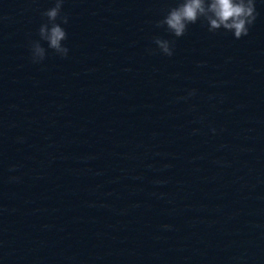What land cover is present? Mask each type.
Masks as SVG:
<instances>
[{
  "label": "water",
  "instance_id": "95a60500",
  "mask_svg": "<svg viewBox=\"0 0 264 264\" xmlns=\"http://www.w3.org/2000/svg\"><path fill=\"white\" fill-rule=\"evenodd\" d=\"M113 2L14 264H264V0L240 39L157 27L178 0Z\"/></svg>",
  "mask_w": 264,
  "mask_h": 264
},
{
  "label": "clouds",
  "instance_id": "9594fccd",
  "mask_svg": "<svg viewBox=\"0 0 264 264\" xmlns=\"http://www.w3.org/2000/svg\"><path fill=\"white\" fill-rule=\"evenodd\" d=\"M62 4L63 0H54V6L42 12L47 20L39 26L38 35L47 42L48 48L65 57L69 50L62 41L67 39V33L61 23L66 24L68 18L61 15ZM257 15L256 0H178L176 6L170 7L163 18L156 21V25L164 27L175 37H181L189 24L203 20L208 31L215 32L222 28L231 32L235 39H240L248 35ZM58 19L61 23H57ZM153 39L160 52L173 55L169 40L158 36ZM30 52L33 63L45 58V48L38 40L31 41Z\"/></svg>",
  "mask_w": 264,
  "mask_h": 264
}]
</instances>
